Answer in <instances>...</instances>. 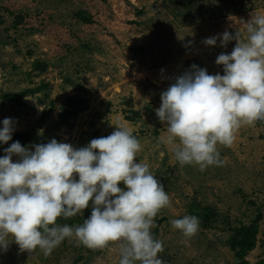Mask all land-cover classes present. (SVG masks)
<instances>
[{
	"label": "rangeland",
	"instance_id": "rangeland-1",
	"mask_svg": "<svg viewBox=\"0 0 264 264\" xmlns=\"http://www.w3.org/2000/svg\"><path fill=\"white\" fill-rule=\"evenodd\" d=\"M253 13L264 14V0H0V121L14 118L13 134L29 133L30 149L53 138L78 148L126 125L141 144L137 159L169 196L151 229L163 241V264H233L231 229L257 213V243L246 259L264 263V121L243 124L230 146L217 144L223 164L201 171L175 160L167 126L155 114L161 92L190 65L223 74L215 59L236 41L227 47L202 41L225 30L244 39L243 23ZM41 86L21 104L3 98ZM71 96L87 108L61 124ZM90 212L57 223L77 226ZM184 215L199 218L191 237L170 224ZM118 247L92 250L66 238L44 256L39 248L20 252L13 241L0 264H118Z\"/></svg>",
	"mask_w": 264,
	"mask_h": 264
},
{
	"label": "clouds",
	"instance_id": "clouds-1",
	"mask_svg": "<svg viewBox=\"0 0 264 264\" xmlns=\"http://www.w3.org/2000/svg\"><path fill=\"white\" fill-rule=\"evenodd\" d=\"M243 28L244 39L225 30L202 41L215 46L219 39L221 47L236 41L215 59L223 74L192 64L160 94L155 114L180 165L201 171L222 165L217 144L230 146L243 124L264 121V14H251ZM15 124L0 121V144L12 140ZM31 149L14 141L0 156V252L14 241L20 252L39 248L48 256L74 238L92 250L117 242L118 264H163V241L151 229L169 196L149 164L137 159L141 144L130 128L117 123L111 134L78 148L53 138ZM89 208L80 225L57 223ZM199 223L195 215L170 220L184 237L195 235Z\"/></svg>",
	"mask_w": 264,
	"mask_h": 264
},
{
	"label": "trees",
	"instance_id": "trees-1",
	"mask_svg": "<svg viewBox=\"0 0 264 264\" xmlns=\"http://www.w3.org/2000/svg\"><path fill=\"white\" fill-rule=\"evenodd\" d=\"M41 88H35L31 90H25L20 94H7L3 98L9 101H14L17 104L22 103V99L26 96L33 95L37 93ZM86 100L82 99L80 96H71L65 99V103L60 109L59 121L61 124H68L70 119L78 115V113L84 111L86 106ZM52 105V103H50ZM45 115H48L46 113ZM60 125V124H59ZM19 141L22 146L30 145L32 141V136L29 133H17L12 134V140L8 144H1L0 148L4 149L8 147L12 142ZM262 219V215L257 213L253 221L248 225H240L231 229V236L228 240L229 250L233 253V264H249L246 256L249 252L255 249L257 243V235L259 222ZM259 264H264L259 262Z\"/></svg>",
	"mask_w": 264,
	"mask_h": 264
}]
</instances>
